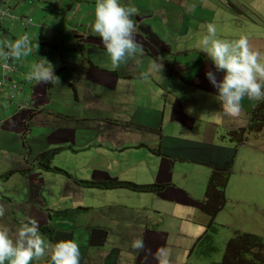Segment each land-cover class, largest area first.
<instances>
[{"label":"crops","instance_id":"crops-1","mask_svg":"<svg viewBox=\"0 0 264 264\" xmlns=\"http://www.w3.org/2000/svg\"><path fill=\"white\" fill-rule=\"evenodd\" d=\"M17 1V15L32 17L34 24L20 26L13 24L8 17L3 23L14 33L15 38L27 34L33 43L40 46L38 52L29 54L23 62V73L20 74L19 81L26 78L31 64L44 57L53 65L58 79H63L72 71L84 74L91 94L98 97V94L91 91L90 83L109 91L114 84L130 89L133 80H136L145 92L148 82L153 84L151 94H156L157 90L160 92V109L149 103L144 106L124 103L118 110L114 104L108 113V120L103 122L104 126H99L100 130L92 134L84 133L78 128L65 129L57 123V119H54V127L37 123L34 120L37 112L23 110L17 115L11 114L16 110L15 104L22 98L35 107L50 104L47 91L55 83L26 78L27 87L1 93L0 151H4L5 142H16L19 145L22 143L24 147L39 143L42 146L52 144L69 148L77 154L87 151L89 153L84 162H90L87 165L90 174L84 175L86 178L163 185L161 190L146 193L116 188L94 194L100 197L101 202H108L109 197H114L125 205L87 207L83 215L76 217L79 219L78 225L72 223L67 215L60 217L63 221L53 224V216L41 231L47 238H42L48 244L59 239L74 240L79 246L84 264H156L152 253L160 246L168 248L170 264H189L193 253H196L193 251L195 242L207 231L212 220L202 211L204 199H201L200 194L206 179L196 174V180H192L191 174L196 170L191 165L207 168L209 178L212 169L221 168L231 160L236 150L218 139L212 130L217 126L225 127L228 131L245 127L255 100L243 97L240 102L241 110L236 116L225 115L220 109L216 89L204 75L207 69H215L199 47H191L195 43L193 40L198 43L202 27L190 29L185 26L190 25V21L184 17L188 0H123L125 4L138 9L132 19L136 24L134 38L139 48L133 56L118 66H114L110 58L107 65L100 63L99 57L106 52L99 37L90 31L95 0ZM41 2L44 8L40 5ZM11 3L14 4V1L7 0L0 6L4 9ZM1 19H4V15L0 14ZM199 23L205 25L207 22L200 20ZM156 28H166L171 34L164 38L163 33H155ZM33 31L38 34L37 37L31 34ZM5 33L6 29L0 25L2 43L7 38ZM70 39L78 41L83 52L80 57H76V65L74 63L67 66L59 73L54 66L58 54L57 44H66ZM43 43H51L54 51L42 47ZM143 56L145 58L141 59ZM147 57L150 62L156 63L155 69L150 68ZM134 60L141 65L136 67ZM219 77L220 73H217V78ZM169 84V88L177 93L179 86L198 90L205 102L201 103L196 100L197 97L187 93L170 96ZM57 89L58 94L54 96V100L60 114L63 107L59 101L63 100L66 88ZM20 93L23 94L19 96ZM10 95H14L15 99L19 96L13 104L9 100ZM68 98L71 100V97ZM72 122L77 123V119H72ZM28 127H33L34 139L27 135ZM94 140H99L95 151L92 146L89 147ZM27 162L25 151L18 167ZM94 162L97 165L90 167ZM71 170L74 171L73 167ZM178 171L182 172L180 178ZM38 172V168L34 169L26 181L30 184ZM0 181H5L1 175ZM94 195L89 196L91 201ZM32 198L39 200L40 196L33 192ZM58 199L66 205H71L74 199L75 203L78 200L84 202L83 193L69 191L67 186ZM9 200L10 198L3 204L0 196V209H3V213L12 222ZM29 203L28 199L23 204L13 202L12 206L22 209ZM37 205L41 206V203ZM8 217L0 214V221L1 218ZM34 217L37 221L47 220L46 216L37 215L36 212ZM134 239H141L143 248H133ZM113 251L115 253L111 255Z\"/></svg>","mask_w":264,"mask_h":264},{"label":"rangeland","instance_id":"rangeland-1","mask_svg":"<svg viewBox=\"0 0 264 264\" xmlns=\"http://www.w3.org/2000/svg\"><path fill=\"white\" fill-rule=\"evenodd\" d=\"M42 2L40 5L44 8ZM187 2L188 4L186 5ZM187 2H185L187 13H185L184 17L190 21V25H185L186 27L191 29L199 28L200 26L202 31L204 25L199 23V21L211 22L215 25L219 37L231 40L241 35H246L250 45L264 53V0H188ZM192 13H194V16H191ZM71 25H73V22ZM155 33L157 35L163 33L164 38L171 34L166 28H156ZM31 34L38 36L34 31ZM193 41L195 43L191 47L198 48L197 40ZM73 42L74 40L70 39L66 44H57L56 52L58 54L54 66L56 70H59V73L64 71L67 66L74 65V63L76 65V57H80L83 52L82 47ZM41 46L54 51L51 48L53 47L51 43H43ZM39 47L37 44V48H33L29 54L38 52ZM47 54L48 52L46 51ZM28 55L18 60L9 58L6 65L0 62V96L1 93H6L5 90H22L23 87H27L25 83L27 79L24 78L23 81H19V76L23 73L22 64L28 58ZM108 58L107 54L103 53L99 57L100 63L107 65L109 63ZM144 58L145 56L141 59ZM147 59L150 68L153 69L152 65L154 62H150L148 57ZM134 63L136 67L141 65L137 60H134ZM85 79L84 74L72 71L63 79H58L59 83H55L54 86L48 88L47 97L50 104L35 107L30 101H24L22 98L15 104L16 109L22 107L21 112L23 110H28L32 113L37 112L34 117L37 123L54 127L56 126L54 119H57V123L63 128H78L87 134L95 133L96 130H100L101 127L99 126H104L103 122L108 120V113L111 112L110 108L114 104L118 110L122 108L124 103L136 106H144L149 103L160 109L158 100L160 92L157 90L156 94H151L153 90L151 82L146 85V90L149 93L145 92L144 88L136 80H133V85L130 89L114 84L109 91L90 83L91 91L98 94V97L91 94ZM60 87L66 88L70 93L64 90V98L59 101L63 110L59 114L54 96L58 94L56 91ZM169 87L171 88L170 84L168 86L170 96L178 94L182 96L187 93L197 97V101L205 102L201 92L191 87L182 88L179 86L177 87L179 93L173 92ZM22 94L20 93L19 96ZM68 97H71V100ZM16 99L13 96L12 103ZM7 109L9 110L8 107ZM72 119H77V123H73ZM32 128L28 127L27 135L34 139L35 133ZM212 133L217 135L218 139L225 141L226 145H231L236 151L232 159V166H230L228 171V184L223 190L225 196L224 209L211 220L213 221V224H211L213 228L208 225V231L210 230L209 232L213 235L212 245L215 249H209L204 255L193 253L189 264H221L227 242L237 232L255 235L264 239V126L252 134L248 142L239 145H235L230 141L233 131H228L225 127L217 126L213 128ZM98 143L99 140H94L89 147L92 146V150L95 151ZM25 151L28 162L24 166L18 167ZM88 153L85 151L84 154H77L73 153L69 148H60L52 144L42 146L39 143L24 147L22 143L19 145L16 142H5L4 151H0V175L5 178V181H0L3 186L0 188V196L3 204L10 198L11 206H9V211L12 212L13 220L11 222L8 215L3 213L8 219L1 218L0 227H7L12 233L11 230H16L26 217L36 220L34 217L35 212L37 215L46 216V222L36 220L42 227L47 226L53 216L54 218L51 219L53 224H57L59 220L63 221L60 218L63 215H67L72 223L78 225L79 219L76 217L83 215L87 207L101 208L105 204L125 205L123 204L124 202L114 197H109L108 202H101L100 197L94 195L120 188H106L102 185V180L85 177L90 174L87 168L90 162H84ZM96 165V162H94L90 167ZM72 167L74 171L71 170ZM36 168L39 169V174L35 175L29 184L26 181L27 177ZM191 168L196 170L195 173L191 174L192 180L195 181L197 175H202L206 179V184L200 194L201 199H204L209 170L198 165H191ZM177 175L180 178L182 172L178 171ZM66 186L69 191L83 193L84 202L81 203V200H78L75 203L74 199L71 205H66L65 202L59 200L58 197ZM33 192L40 196L39 200L32 198ZM91 195H94L93 201L89 197ZM28 199L30 203L27 206H23L22 209L12 206L13 202L23 204ZM37 203H41V206L37 205ZM119 208L123 210V208ZM42 237L46 239L47 235H42ZM79 264H84L83 256L80 257Z\"/></svg>","mask_w":264,"mask_h":264},{"label":"clouds","instance_id":"clouds-1","mask_svg":"<svg viewBox=\"0 0 264 264\" xmlns=\"http://www.w3.org/2000/svg\"><path fill=\"white\" fill-rule=\"evenodd\" d=\"M13 1L14 4L11 3L4 9L0 6V14L4 15L0 25L6 29V39L10 40L0 42V62L4 65L9 58L18 60L27 56L33 48H37L36 42L33 43L27 34L15 38L14 33L3 23L8 17L13 24L20 26L27 27L34 24L32 17L25 14L17 15L15 8L19 1ZM6 2L7 0H0V4ZM137 12L138 9L135 6L125 4L123 0H95L94 18L90 22V31L94 36L99 37L100 44L114 66L133 56L139 48L134 38L136 24L132 19ZM198 43L200 51L206 54L215 69V71L212 68L207 69L204 75L216 89L220 109L225 115L236 116L241 110L240 102L245 96L255 101L264 100V53L252 47L246 35L231 40L224 39L217 35L215 25L207 22L203 26ZM74 44H78V41L75 40ZM152 68H156L155 62ZM217 73H220L219 79ZM26 78L59 83L58 77L54 74L53 65L44 57H40L37 62L31 64ZM13 96L9 97L11 104H13ZM21 110L22 107H19L11 114L17 115ZM249 138L250 136L245 142H248ZM231 140L235 145L244 143ZM234 155L229 163L230 166H232ZM115 182L127 181L104 180L102 185L105 187L106 184ZM0 214H3V209H0ZM41 229L43 227L31 217H26L16 230H11L12 233L7 227H0V264H6V262L7 264H79L80 249L74 240L59 239L55 243L48 244L42 238ZM132 247L143 248L142 240L134 239ZM114 253L113 251L111 255ZM169 256V250L165 246L158 247L152 253L156 264H170Z\"/></svg>","mask_w":264,"mask_h":264},{"label":"trees","instance_id":"trees-1","mask_svg":"<svg viewBox=\"0 0 264 264\" xmlns=\"http://www.w3.org/2000/svg\"><path fill=\"white\" fill-rule=\"evenodd\" d=\"M264 126V100H256L249 112L246 127L233 131L232 139L238 143L245 142L249 136ZM228 161L221 168H214L208 178L202 211L212 220L223 209L225 203L224 188H226L229 176ZM124 187L135 192H153L163 188V185L154 184L137 185L130 182H115L106 184L105 187ZM211 221L209 226L211 227ZM208 226V228H209ZM207 231L195 242L193 251L204 255L209 249H215L213 235ZM43 231V229H41ZM221 264H264V239L247 233H235L229 239L221 261Z\"/></svg>","mask_w":264,"mask_h":264}]
</instances>
